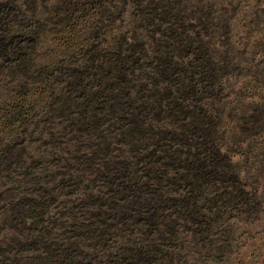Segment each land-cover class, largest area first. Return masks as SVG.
<instances>
[{"label":"trees","instance_id":"obj_1","mask_svg":"<svg viewBox=\"0 0 264 264\" xmlns=\"http://www.w3.org/2000/svg\"><path fill=\"white\" fill-rule=\"evenodd\" d=\"M256 1L0 0V264H246Z\"/></svg>","mask_w":264,"mask_h":264},{"label":"rangeland","instance_id":"obj_2","mask_svg":"<svg viewBox=\"0 0 264 264\" xmlns=\"http://www.w3.org/2000/svg\"><path fill=\"white\" fill-rule=\"evenodd\" d=\"M258 1L251 0V4H256ZM261 15L264 16V6L258 8ZM253 16V15H252ZM263 22H264V17ZM242 25V22L240 23ZM262 25L260 27H255V30L247 29V32H244L245 29L241 26L239 27L234 34H236L237 39L243 41L245 46V56L247 63L245 66L252 68L250 72L249 80L252 81L251 87L246 94H249L251 97L257 98V95L264 97V32H261ZM4 45L2 38H0V52L2 53V46ZM259 51V53H256ZM256 72L259 73L256 74ZM250 140L254 145L257 146L258 152H263L264 145V131L259 134H253L250 137ZM254 154H252V157ZM251 161L254 162V158H251ZM251 168L252 173L256 170V165ZM261 194H263L264 202V177L261 178ZM241 235L243 236V242L246 244V249H244V261L246 264H264V203L260 215L258 217L251 218L250 221L246 224L245 228L241 229Z\"/></svg>","mask_w":264,"mask_h":264}]
</instances>
